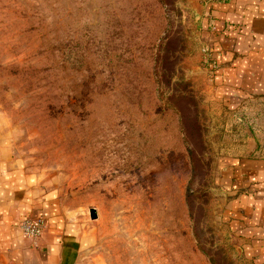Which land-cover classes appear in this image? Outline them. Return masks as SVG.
I'll list each match as a JSON object with an SVG mask.
<instances>
[{
  "label": "rangeland",
  "instance_id": "obj_1",
  "mask_svg": "<svg viewBox=\"0 0 264 264\" xmlns=\"http://www.w3.org/2000/svg\"><path fill=\"white\" fill-rule=\"evenodd\" d=\"M200 7L0 0V149L81 240L77 264H248L219 174L249 108L215 95Z\"/></svg>",
  "mask_w": 264,
  "mask_h": 264
},
{
  "label": "crops",
  "instance_id": "obj_2",
  "mask_svg": "<svg viewBox=\"0 0 264 264\" xmlns=\"http://www.w3.org/2000/svg\"><path fill=\"white\" fill-rule=\"evenodd\" d=\"M199 12L198 27L221 63L215 95L230 109L249 108L242 117L249 131L219 174L223 220L244 261L264 264V0H201ZM47 194L0 149V264H77L81 240L65 231ZM37 217L49 225L34 247L19 225Z\"/></svg>",
  "mask_w": 264,
  "mask_h": 264
},
{
  "label": "built area",
  "instance_id": "obj_3",
  "mask_svg": "<svg viewBox=\"0 0 264 264\" xmlns=\"http://www.w3.org/2000/svg\"><path fill=\"white\" fill-rule=\"evenodd\" d=\"M48 220L44 217L26 218L19 225L22 236L37 247L48 229Z\"/></svg>",
  "mask_w": 264,
  "mask_h": 264
},
{
  "label": "water",
  "instance_id": "obj_4",
  "mask_svg": "<svg viewBox=\"0 0 264 264\" xmlns=\"http://www.w3.org/2000/svg\"><path fill=\"white\" fill-rule=\"evenodd\" d=\"M92 216H93V218L97 217V214L95 213V211L92 212Z\"/></svg>",
  "mask_w": 264,
  "mask_h": 264
}]
</instances>
